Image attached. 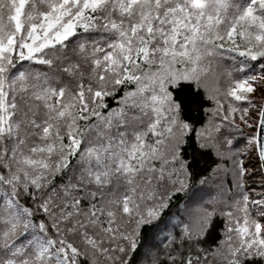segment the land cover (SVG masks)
Segmentation results:
<instances>
[{
  "label": "snow or ice",
  "instance_id": "snow-or-ice-1",
  "mask_svg": "<svg viewBox=\"0 0 264 264\" xmlns=\"http://www.w3.org/2000/svg\"><path fill=\"white\" fill-rule=\"evenodd\" d=\"M0 264H264V0H0Z\"/></svg>",
  "mask_w": 264,
  "mask_h": 264
}]
</instances>
